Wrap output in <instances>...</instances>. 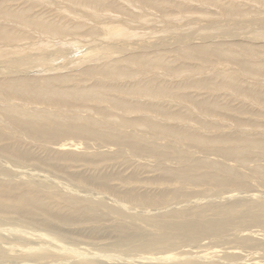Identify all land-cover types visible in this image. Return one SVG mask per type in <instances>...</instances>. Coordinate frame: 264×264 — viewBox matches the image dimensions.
<instances>
[{"label":"rangeland","instance_id":"374dc122","mask_svg":"<svg viewBox=\"0 0 264 264\" xmlns=\"http://www.w3.org/2000/svg\"><path fill=\"white\" fill-rule=\"evenodd\" d=\"M46 1L47 0H41L43 5H45ZM102 1H104L108 7L101 11L102 18L99 22L102 24H99L100 26L96 25V34L93 36L95 44L89 42V37H76L73 39V42L74 40L77 42L72 43L73 45L70 43L72 45L70 47L65 45V48L63 47L61 53H58L60 55L59 57L52 58L50 56L46 61L40 60L41 57H39V55L42 51H40V48H37L38 46L36 47V44H27V47L31 49V52L27 53L26 56L23 55L24 57H20L21 61L25 60L22 65H20V63L13 65L11 62H8L7 64L1 59L2 57H0V83L24 77L32 80H40L45 77L50 78L52 75L50 72H47V70L54 67L56 70L54 73H64L72 79L70 81H65L62 84L58 83V85L64 88L72 87L74 85L79 87L80 85L81 87L83 86L82 89H84L85 86L90 87L93 85L95 80H98L97 77L101 76H97L95 80H89L84 75V70L90 66L88 63L84 64V60L88 58L86 53L89 50L94 49L99 55L103 49L106 50L110 47L108 51V59H101V63L97 62V65L99 63L100 65L113 63L122 60L123 56L130 57L133 54H137L136 56L143 55L148 57L155 56L156 54V56L159 54H165L166 58H168L169 61L171 60L166 66H170L171 68L187 66L189 68H187V70H182L184 74L181 73L180 76L179 74L177 76H170L161 69H154L149 65V62H146L142 64V69L145 71H142L143 73L140 74V77L143 76L141 78L145 79V82L150 81V83L159 84V82L162 83L163 81L165 84H172L173 87L175 84L178 85L175 86V88H181V84L183 83L181 89L177 88L178 90L171 93L169 97H160L157 99L149 97L140 98L134 92H128L132 88V82L134 80L130 79L133 75L127 73L128 77L122 79L123 81L119 79L114 80L112 79L113 77L108 79H106V77L101 78L104 81H108L109 84H112L111 88L108 86L110 91L106 92V89H104L105 92L103 93L105 99L108 98L111 101H119L124 97L122 95V90H126V92H128L126 93L127 96L123 98L124 100H120L121 102L129 101L128 108L131 107V110H128L125 114L126 118H135L133 120L137 121L139 118H146L144 115L147 114L153 117L156 124L162 125L167 129L171 128L174 131H177L178 129H173V127L176 126L177 128H180L184 125L187 126L190 132L194 135V139L192 140H195V136H197L198 138H203V140H209L211 143H214L213 141L215 139L223 140V138L225 139V137L230 134L235 133V135H237L236 132H241L250 138L259 139L264 142V118H259L257 116H253L252 118L250 114L252 112L263 114L264 101L253 102L251 98L246 96L242 97L230 94V91L227 89L216 90V96L214 97L210 90L197 91L194 88L184 86L186 82H194L195 79L198 82H201V79L202 81H208V79H211L210 75H213V73L217 72L219 69L218 74L225 71L233 73L236 64L231 62L217 63V60L213 61L211 64L205 65H202V62L199 60L189 62L184 61L182 63V61L177 60L174 52L177 47H180L181 44H183V40L186 39V37H190V45L192 47L203 45L216 48L218 46L230 50L238 45L240 47L247 46L257 48L259 52L261 51V54L257 57L263 62L264 4H257L255 3V0H236L240 7H242L241 9L250 15L243 18H229L222 14L220 15L218 10L214 7L209 6L205 9L198 0H194V2L188 6L191 8L188 12L184 10L180 12L174 6L167 4L164 5L163 9H160L162 10L161 12L160 10L155 11L142 4L139 5L135 0ZM125 1H128V3ZM222 1L228 2V0ZM26 2L27 0H16V2L11 3L10 6L15 9H20L25 7V4H27ZM251 3L252 5H249ZM262 3H264V1ZM130 5L132 8H130ZM80 9L81 8H78L77 10ZM36 10L39 11H36L38 14L41 12L51 14L53 16L51 19H54V21L64 18L62 15L63 13L61 12L62 14H60L57 12L53 6L51 9H47L46 7L41 8L40 11V7H38ZM55 12L58 13L57 16ZM76 14L79 13H75L74 15ZM168 15L172 16L169 17ZM77 17L80 18L79 15H77ZM66 19L68 18L66 17ZM78 19L70 17L68 22H71V25L76 24ZM107 20L110 22H106ZM91 24L94 25L93 22H89L84 29L82 28L78 31L81 32V34H86L88 29L91 28ZM112 26L125 27L124 29L130 33V37L134 35L132 36L133 38L116 37L109 41L110 39L105 36L107 30L106 27ZM31 37L32 38L25 41V43L31 42L33 40V35ZM104 38H106V40ZM41 39L42 38L37 35L35 41L37 40L39 42L38 44L46 46L45 41L42 39V42ZM105 42L108 44H105ZM57 49V47H51L47 52L48 54L52 52L57 53V51H55ZM0 50L4 51L1 54L4 55L6 52V44L1 41ZM238 57L240 60L245 61L246 56L243 50L242 55H239ZM251 57L247 60H256L255 56ZM4 58L5 56H3V59ZM12 59L14 58L12 57ZM190 63L193 65H188ZM83 66L86 67L83 68ZM200 66L204 67V69L201 71L196 70L197 67L199 68ZM80 68L82 69L80 70ZM40 74H43L44 77H41ZM83 79L84 81L82 83L84 85H82V83L78 84ZM244 79V88H251L250 85L255 86V88H258L257 91H259V94L264 95V74L258 78L257 81L260 82L259 84H256L253 79L248 76H244ZM114 82L117 83V85H114ZM239 83L241 84V82ZM213 98L217 100L216 102L219 104L218 108L221 109H217L216 112H214L215 115L203 114L202 108L197 105L202 101H210ZM108 99L102 104H99L98 102L99 108L97 101L92 103L88 101L90 103L87 105L88 108H81V106L79 107L78 105L70 106L69 104L71 102L68 103L67 101L62 104H50L44 106L34 100H20L14 96H10L7 98L6 105H8V109H12V105H22L32 111H40L44 109L50 112L57 111L63 116V118H65L64 125L68 128V126H72L73 123L70 122L67 117H72V111L74 110L82 117L88 116V118H94L102 123V120H105V122L108 123L111 118L119 116L120 114H118V111L112 112L110 110L109 113H112L110 116L111 118L100 113V110H109L111 108L109 104L110 100ZM214 99L212 102H215ZM136 101L140 104L137 105V108L134 105L136 104ZM142 102L143 104H141ZM2 104L3 100L0 98V107L5 106ZM148 105L149 107H147ZM202 105L206 104L203 103ZM240 108L244 110L243 114L239 112L241 110ZM155 109L158 113L154 112ZM235 110H238V112L235 113ZM245 110L248 114L245 113ZM151 111L153 112L151 113ZM217 111L219 114L223 115L222 119L218 120L219 117H217ZM132 115L136 116L134 117ZM182 115L183 117H186L185 121L176 118L178 116L181 117ZM201 119L208 121L209 123H215L210 124L206 130V124L203 129L200 123H198ZM249 119H256L258 122L254 124V126L251 125L252 127H247L245 121ZM0 120L3 123L5 119L0 116ZM186 121H188L189 124ZM11 130L14 131L13 128ZM107 130L109 133V129ZM145 130L135 128L133 131V129L126 128L124 131L125 133L123 132L124 134H121L122 136L120 135V138L125 136V140L120 142L115 141V143L105 140L103 137L100 139H93L91 137H75L76 135L62 138L54 137V139L48 140L46 144L41 143L42 145L37 142L32 143L29 138H25V140L20 139L17 136L14 140L9 138L6 140H0V189L4 192L0 193L1 196H4L5 192L14 193V195H32L34 189L33 187H30V182H33L32 184L35 186L53 185L52 187L55 189V193H50V195L38 192L41 196L40 200L48 208V212L39 211L38 213L31 205H26L25 203H20L22 205L17 204L16 212L11 209L10 205L0 208V246L2 247H0V249L3 251L0 252V257L2 256L0 258V263L250 264L253 262L252 264H264V225L259 223L260 219H258V223H255L252 219L251 213H247L243 217V221L247 222L246 224H238V227H236V222H233L226 226L227 231L220 236L208 234L187 242L182 238L178 239L180 237H172L173 232L169 230L167 233L171 234V237L162 233L158 234L157 237H153V235H151V229L149 228V231H139L134 235L133 231H128V233H122L120 235L116 233V230L114 229L115 225L118 224L125 226L126 221H129V219L118 217L116 214L111 213L109 211L110 209L121 211L126 216L138 215L144 219L139 221V223L144 227H148L150 224H154L156 220H160L163 217L172 220L174 216L171 214L181 211L190 212L200 208L203 210L206 209V207L208 209L209 205L224 207L237 201H243L245 204L264 203V175L260 178L254 174V169L256 167L261 168L264 172V150L260 152H250V154L243 156L239 161L235 157L231 158L230 156L221 153L223 151H219L217 148L220 149L223 146H216L215 143L206 148H202L203 146L197 143L193 144L195 141H191V139L184 140L185 142H191L178 144L177 142L184 141L175 142L176 140L172 139L171 135H169V138H167L166 141L161 138V140L155 144V141L151 140L152 136H150V132L147 129ZM147 131L149 134L146 133ZM138 134H142L146 138V143L140 145L136 151H130L131 148L129 146V141L133 140L132 137ZM151 144H155V148H153V145ZM61 145L66 146L63 148ZM12 151L14 153H12ZM165 162L166 165H164ZM18 165H20L19 168H17ZM193 167L199 169L198 174L204 173L206 176L212 175L217 177L220 181L217 184L218 186L211 184L209 181L191 185L190 183H178L176 182V179L165 178L168 174L174 176V174L179 172L183 173ZM225 170L232 171L233 175L226 174ZM22 175H24V177ZM25 175L32 177H27ZM220 175L221 177H219ZM2 176L4 178H1ZM222 182L224 183L223 186ZM243 183H247V186ZM167 191L169 194H167ZM36 195L38 196V194ZM128 195L141 198L148 197L155 201H157L156 198L159 196V199L164 200L161 203L158 200V202L152 204L153 206L151 204H144L143 209L136 208L135 210H128L125 209V207L130 204L126 201ZM72 197L75 198V200H78L73 207L68 205L66 200V198ZM0 198H2L0 201H6L7 199L4 197ZM90 198L99 199L97 202H104V205L99 208L91 201L90 204H87V206L84 207L87 202H83V199ZM169 201L172 202L170 203ZM77 202L79 203L77 204ZM54 203L56 205H54ZM56 206L61 208L62 214L51 212L50 207L54 208ZM137 209H139V212ZM148 209L151 212L148 211L147 213L146 211ZM84 211L85 214H83ZM25 215H27L29 219L26 218ZM13 217V221L9 222L6 220V218L12 219ZM76 219H78L79 222L74 223V220ZM206 219H208V217H206ZM62 222L63 224H61ZM238 223H240V221H238ZM130 241H136V244L130 246L128 243ZM137 241L139 242L137 243ZM116 243L122 245L121 251L116 250L114 246ZM33 250L35 251L33 252ZM40 252L42 253L40 254ZM38 257L39 260H37ZM33 259L34 261H32Z\"/></svg>","mask_w":264,"mask_h":264},{"label":"bare ground","instance_id":"6f19581e","mask_svg":"<svg viewBox=\"0 0 264 264\" xmlns=\"http://www.w3.org/2000/svg\"><path fill=\"white\" fill-rule=\"evenodd\" d=\"M198 1L202 5V7H204L205 9H207L209 6L214 7L215 9L218 10L220 15L222 14L223 16H227L229 18H233V17L243 18L247 15H250L241 9L242 7H240V5L236 2V0H228V2L222 1V0H198ZM263 1L264 0H255V3L262 5V4H264V3H262ZM13 2H16V0H0V41L4 42L6 44V50H5L6 52L4 55H1L2 52H4V51L0 50V57H2L1 59L5 63L8 64V62H11V63H13V65L14 64L16 65V63H20V65H22L23 61H25V60L21 61L20 57L23 55L26 56L27 53L31 52V49H29L27 47V44H33V45L36 44V47L38 46L37 48H40V51H42V53L39 55V57H41L40 58L41 61H46L47 59L50 58V56L52 58L59 57L60 55L58 53H61V50L63 49V47L65 45H68L70 47L73 45L72 43L77 42L75 40L73 42V39H75L76 37H80V38L89 37L88 38L89 42L91 44L92 43L95 44V40H94L93 36H94V34H96V25L102 24L99 22L100 19L102 18L101 11L104 8L108 7L107 4L102 0H47L45 5H43V3H42L43 1L41 2V0H27V2H26L27 4H25L24 8L15 9V8L10 6V4ZM125 2L128 3V1H125ZM135 2L139 3V5L142 4V5H145L147 7H150L151 9H153L155 11L163 9L164 5L167 4V5L174 6L180 12L182 10L188 12L191 10V8H189L188 6L191 5L192 2H194V0H161V1L160 0H135ZM116 3H117V1H116ZM127 3H125V4H127ZM252 3L249 5H252ZM82 5H84V6H82ZM52 6L60 14L63 13L62 14L64 16L63 19L60 18L59 20L54 21V19H51V17H53L51 14L42 13V12L39 14L36 13V11H37L36 9L38 7H40V11H41V8L47 7V9H51ZM78 8H81V9L77 10ZM130 8H132L131 5H130ZM149 11H151V10H149ZM160 11L162 12V10H160ZM259 11H260V8H259ZM37 12H39V11H37ZM57 12H55L56 16L58 14ZM75 13H79V14L74 15ZM145 14H147V13H145ZM77 15H79L80 18L77 17ZM168 16L170 17L172 15H168ZM66 17L68 19L70 17H74L75 19L79 18V19H78V22L76 21L77 22L76 24L71 25L70 24L71 22H68V19H66ZM248 18H250V17H248ZM253 20H255V19H253ZM89 22H93L94 25L91 24L92 26H91V28L88 29L86 34H81V32H79L78 30H80L82 28L84 29V27ZM106 22H110V21L107 20ZM208 25H210V24H208ZM124 28L117 27V26L106 27L107 30H106L105 36H107L108 39H110L109 41H111L112 39H115L116 37L129 38L130 33L127 30H125ZM134 29H133V31H134ZM140 29H142V28H140ZM129 30H131V29H129ZM211 30H212V28H211ZM194 31H196V30H194ZM32 35H33V40L29 43H25V41L32 38L31 37ZM37 35L45 41L46 46L38 44L39 42L37 40L35 41V39H37ZM132 36H134V35H132ZM131 37L129 39H131ZM104 39L106 40V38H104ZM43 40H42V42H43ZM106 43L107 42H105V44ZM51 47L52 48L57 47L58 49L55 50V51H57V53L52 52V53L48 54L47 51ZM2 48H4V47H2ZM109 49H110V47H108L106 50L103 49V51L100 52L99 55H98L97 51L94 49L89 50L86 53L88 58L86 60H84L85 61L84 64L88 63V65H90V66L84 70L85 77H87L89 80H92V79L95 80V78L97 76L101 75L100 77H97L98 80L97 81L95 80L93 85H91V86L89 85L90 87L85 86L86 89L85 88L82 89L83 86L81 87L80 85H79V87L74 85L72 87H67V88H64V87H61L60 85H58V83L62 84L65 81H70L72 79L70 77L66 76L64 73H62V74L54 73V71H56L54 67H51L50 69L47 68L49 70L46 69L47 72H50L52 75L50 78L45 77V78L40 79V80L39 79L38 80H32V79H26L24 77V78H18V79H11L10 81H4V82L0 83V98L3 100L2 105H5V106L0 107V116H2L3 119H5L3 123L0 120V140H6L8 138L14 140L17 136L20 139L29 138V139H31L30 141H32V143L37 142L38 144H41V143L46 144V142L48 140L54 139V137L62 138V137H72V136L76 135L75 137H86V138L91 137L93 139H100L101 137H103L105 140H109V141H112L115 143V141L120 142L122 140H125L124 139L125 136L120 138V135L125 133L124 131L126 130V128L133 129V131L136 128V129H143V130L147 129L150 132V136H152L151 140H154L155 144L158 143V141H160L161 138L166 141V139L169 138V135H171V138L176 140L175 142L191 139V141H195L193 144L197 143L199 145H202L203 146L202 148H206L209 145H212L214 143L216 146L222 145L223 147H221L220 149L216 147L217 150L223 151L221 153H223L224 155L230 156L231 158L235 157L239 161L241 160V158L243 156L250 154V152H260V151L264 150V142L263 141H260L259 139H255V138H250L249 136H246L241 132H238V133L236 132L237 135H235V133L230 134V135L226 136L225 139L222 137L223 140L215 139L213 141L214 143H211L209 140H203V138H198L197 136H195V140H192V139H194V135L190 132V130L188 129L187 126L182 125V127H180V128H177L176 126L173 127V129L174 128L178 129L177 131H174L171 128L167 129L162 125L156 124L153 120V117L150 115H147V114L144 115V116H146V118H139V120H137V121L133 120L135 118H133V119H131L130 117L126 118L125 114L127 113L128 110H131V107L128 108L129 107V101L128 102H125V101L121 102L120 101L125 96H127L126 93L134 92L140 98H142V97L148 98L149 97L152 99H157L160 97L161 98L169 97L171 95V93L182 88V84H183L182 80H181V83H182L181 88L177 87L178 89L175 88V86H178V85L175 84L173 87L172 84H169V83L165 84V83H163V81H162V83H160L158 81L159 84L150 83V81L145 82V79L141 78L143 76L140 77V74L143 73L142 71H145L142 69V64L149 62V65L151 67H153L154 69H161L164 72H166L167 74H169L170 76H177L178 74L180 76L181 73L184 74L182 70H187V68H189V67H187V66H180L179 67L178 66V68H171L170 66H166L169 64L168 62H170L171 60L169 61L168 58H166L165 54H162V55L159 54L158 56H156L157 55L156 54L155 56L148 57V56H143V55L136 56L137 54L132 55V53H131L132 56H130V57L123 56L122 60L115 61L113 63L100 65L101 59H106V60L108 59ZM242 50L244 51L245 56H246L245 61L240 60L238 57L239 55H242ZM174 52H175V56H176L177 60L182 61V63L184 61L189 62V61L199 60L200 62H202V65H205V64H211L213 61L217 60V63H226V62L230 63L231 62V63L236 64L235 65L236 67H235L233 73L230 71H225V72L218 74L219 73L218 71L220 70L219 69L217 72H214L213 75L212 74L210 75L211 79H208V81H202V79H201L200 80L201 82H198L195 79L194 82L193 81L186 82L184 84V86L189 87V88H194L197 91L210 90V91H212V95H214V97L216 96L215 95L216 90L227 89L228 91H230L229 92L230 94H235L236 96L238 95V96H242V97L246 96L248 98H251L253 100V102H260V101L263 102L264 101V95L259 94V91H257L258 88H255V86H252V85H250L251 88H244L245 86L243 87V85L245 83L244 76H248V77L252 78L256 84H259L260 82L257 80L262 74H264V61L262 62L258 59L257 56H259L261 54V51L259 52L257 48L247 47V46L246 47H240L238 45H236L234 48H231L230 50H227L226 48L218 47V46L216 48H211V47L203 46V45L198 46V47H192L190 45V37H186V39L183 40V44H181L180 47H177V49ZM123 53H125V52H123ZM3 56H5L4 59H3ZM251 56H255L256 60H253V61L247 60ZM12 57L14 59H12ZM16 57H17V59H16ZM119 59H120V57H119ZM97 62H100V63L97 65ZM188 65H193V64L190 63ZM86 66H83V68ZM81 69L82 68H80V70ZM203 69H204V67L200 66L199 68L197 67L196 70L201 71ZM57 70H59V69H57ZM37 73H38V71H37ZM127 73H130L131 75H133L130 78V79L134 80L132 82L133 83L132 88L128 92H126V90H122V95L124 97L123 98L121 97L122 99H120L119 101L118 100H112L111 101L110 99L107 98L108 100H110L109 104H110L111 108L109 110H100V113L102 115L107 116L109 118H111L110 116L112 114V113H109L110 110L112 112H114V111L119 112L118 114H120V115L117 117L111 118L109 120L110 122H108V123H106L105 120H102L103 121V123H102L101 121H98L94 118H88V116L82 117V116L78 115L77 112L74 110V111H72V113H73V115H71L72 117H67L70 120V122L73 123V125L68 126V128H66V126L64 125L65 118H63V116H61V114L57 111L50 112V111L45 110V109L40 110V111H38V110L32 111V110L28 109L27 107H23L22 105L21 106L12 105L13 108L8 109L7 108L8 105H6L7 98H9L10 96H14L20 100L21 99H23V100L24 99L34 100V101H37L44 106L50 105V104H54V105L55 104H62L63 102L65 103V101H67L68 103L71 102L69 104L70 106L78 105L79 107L81 106V108H88L87 107L88 104H90L94 101H97V105L99 108L100 103L102 104V103H105L107 101V99H105V95L103 93V92H105L104 89H106V92L110 91V88L112 85V84H109L108 81H104L101 78L106 77V79H108V78L113 77L112 79H114V80L115 79L122 80V79L128 77ZM158 74H159V72H158ZM162 74H163V72H162ZM42 76H43V74L41 75V77ZM159 76H162V75H159ZM165 76H166V74H165ZM156 77H157V75H156ZM166 78H167V76H166ZM84 79L82 81H80L78 84H81L84 81ZM169 79H170V77H169ZM165 81H167V80H165ZM239 82H241V84ZM87 83H88V81H87ZM82 85H84V84L82 83ZM114 85H117V83H115ZM64 86H66V85H64ZM108 86L110 88H108ZM213 99L210 101L209 100L202 101V102H200L199 105H197V106L202 108L203 114H214V112H216L217 109H219V110L221 109V108H218L219 104L216 102L217 101L216 99H214L215 102H212ZM200 100H198V101H200ZM142 101H144V100H142ZM156 101H158V100H156ZM98 102H99V104H98ZM135 103L136 104H134V105L137 108L138 107L137 105H140V104H138L137 101ZM156 103H158V102H156ZM203 103H205L206 105H202ZM141 104H143V102ZM165 106H164V108H165ZM147 107H149V105ZM136 108H134V109H136ZM199 110H201V109H199ZM96 111H98V110H96ZM87 112H89V111H87ZM152 112L153 111H151V113ZM154 112L158 113V112H156V109ZM237 112H238V110H235V113H237ZM239 112L241 114H243L244 110L241 109ZM217 113H218L217 117H219L218 120L222 119L223 115L219 114L218 111H217ZM245 113L248 114L246 112V110H245ZM87 114H85V115H87ZM171 114H173V113H171ZM250 114H251L252 118H253V116H257L259 118H261V117L264 118V113L258 114L257 112H252ZM132 116L135 117L136 115H132ZM224 116H226V115H224ZM176 118H179V120H181V121L186 120V117H183V115L181 117L178 116ZM159 119H161V118H159ZM159 121H161V120H159ZM186 122L188 123V121H186ZM257 122H258V120H256V119H249V120L245 121V124L247 125V127H252L251 125L254 126V124H256ZM198 123H200V125L202 126L203 129H204L205 124H206V130H207L208 126L210 124H214L215 122L209 123L208 121H204L201 119V120H199ZM165 125H167V124H165ZM190 127H192V126H190ZM12 128L14 129V131L11 130ZM107 129H109V133H108ZM105 130L107 131V133ZM148 131L146 133H148ZM12 133H14V134H12ZM218 134H220V133H218ZM136 136L132 137L133 140H130V141L128 140L129 146L131 148L130 151H136L140 145L146 143V140H145L146 138L142 134L141 135L138 134ZM129 137H130V135H129ZM213 138H214V136H213ZM191 141H186V142L184 141V142H177V143L178 144L179 143L184 144V143L191 142ZM155 144H151V145H153V148H155V146H156ZM64 146H66V145H61V147H63V148H64ZM127 151H129V150H127ZM12 153H14V152L12 151ZM132 153H134V152H132ZM132 153H130V154H132ZM151 154H153V153H151ZM137 156H138V154H137ZM124 157H127V156H124ZM144 157L146 158L145 155H144ZM148 157H149V155H148ZM164 165H166V162ZM19 166L20 165H18L17 168H19ZM198 170L199 169L193 167L189 170L184 171L183 173L179 172L177 174H174V176H171L170 174H168V175H166L165 178L166 179H176V182H178V183H181V184L190 183L191 185H195L198 183L201 184V183H204L205 181H209L211 184L218 186L217 184L220 181L218 180L217 177H214L212 175L206 176L204 173L198 174ZM225 173L233 175L232 171L230 172L229 170H225ZM8 174H10V173H8ZM254 174H255V176L262 178L264 175V172L261 168L256 167L254 169ZM22 176L24 177V175H22ZM25 176H27V175H25ZM29 177H32V176H29ZM219 177H221V175ZM1 178H4V177L2 176ZM29 179H31V178H29ZM27 181H29V180H27ZM32 183L33 182H30V184H31L30 187H33V189H34V192L32 195H29V196H28V194L14 195V193H10V192H5L4 196L0 195V197H4V198L8 199V200L6 199V201H0V208L7 206V205H10L11 209L16 212L17 211L16 205L20 204V203H25L26 205H31L34 208V210L38 213H39V211L40 212H48V208L41 202V200H40L41 196L39 195L38 192L45 193L48 195H50V193L54 194L55 189H54V187H52L53 185L50 184L51 186H45V185H36L35 186ZM223 184L224 183L222 182V186H223ZM245 184L247 186V183H245ZM219 186H221V185H219ZM123 192H125V191H123ZM0 193H4V192L0 189ZM160 193H161V191H160ZM36 194H38V196ZM117 194H118V192H117ZM167 194H169V192ZM175 197H176V195H175ZM1 199L2 198H0V200ZM156 199H157V201L152 200L148 197L141 198V197L128 195V198L126 201L129 202L130 204H128V206L125 207V209H128V210L129 209L135 210L136 208L143 209L144 204H148V205L151 204L152 205V204L158 202V200L160 203L163 202V200H164V199H159V196ZM66 200L68 202V205H70L71 207H73L75 205V202L78 201V200H75V198H73V197L72 198H66ZM91 201L99 208H101L104 205V202H97V201H99V199L90 198V199H83V202H87L84 207H86L87 204H90ZM177 201H178V199H177ZM169 202L171 203L172 201H169ZM78 203L79 202H77V204ZM20 205H22V204H20ZM54 205H56V204L54 203ZM201 209L202 208L196 209V210H193L190 212H182L181 211V212H178L175 214H171L172 216H174V218L172 220L166 219L163 217L160 220H156L154 222V224H150L148 227H144L141 223H139V221H142L144 219L138 215H135V216H128L127 215L126 216L123 212L115 210V209H110L109 211L113 214H116L120 218H128L129 219V221H126L125 226H121L118 224L115 225L114 229L116 230V233L119 235L122 233H128V231H133V235H134V234L138 233L139 231L145 232L149 228V229H151V233H152L151 235H153V237H157V235L160 233H162L168 237H171L172 235L167 233V231L169 230V231L173 232L172 237H180L178 239L182 238V239L186 240V242L187 241H193L194 239H196L200 236H204V235H208V234L220 236V235L224 234L225 231H227L226 226L230 225L233 222H236V224H237L236 227H238V224H240V225H243L244 223L246 224L247 222L243 221L244 220L243 217L247 213L252 214V219L254 220L255 223H258V219H260L259 223L264 225V203H261V204H248L247 203V204H245L243 201H237V202H235L229 206L217 207V206L209 205L208 209H207V207H206V209H203V210H201ZM50 210L52 213L62 214L61 208L58 206H56L54 208L50 207ZM137 210L139 212V209H137ZM140 211H142V210H140ZM148 211H150V210L148 209L146 212L148 213ZM26 213H28V212H26ZM83 214H85V211L83 212ZM25 217L29 219V217L27 215H25ZM151 217H153V216H151ZM156 217H157V215H156ZM206 217H208V219H206ZM6 220L9 222L13 221L14 217L12 219L6 218ZM238 221H240V223H238ZM76 222H79V220L78 219L74 220V223H76ZM61 224H63V222ZM138 224H141L142 227H141V225H138ZM135 237H137V236H135ZM132 238H133V236H132ZM31 239H33V238H31ZM36 239H37V237H36ZM141 240H143V239L141 238ZM4 242H5V240H4ZM138 242L139 241H137V243ZM143 242H144V240H143ZM128 243L130 246H134V244H136V241L135 242L130 241ZM44 244H45V242H44ZM114 246H115L116 250H120V251L122 250L121 244L116 243V244H114ZM34 251L35 250H33V252ZM61 251H62V249H61ZM0 252H3V251L1 250ZM44 252H45V250H44ZM41 253L42 252H40V254ZM48 253H49V251H48ZM67 254H68V252H67ZM36 255H38V254H36ZM58 255H59V253H58ZM37 260H39V257L37 258ZM32 261H34V259ZM29 262H30V260H29ZM252 263H250V264H252ZM94 264H96V263H94ZM192 264H194V263H192Z\"/></svg>","mask_w":264,"mask_h":264}]
</instances>
